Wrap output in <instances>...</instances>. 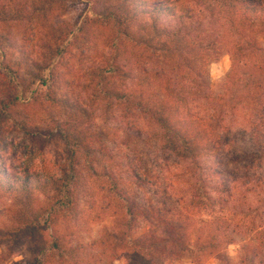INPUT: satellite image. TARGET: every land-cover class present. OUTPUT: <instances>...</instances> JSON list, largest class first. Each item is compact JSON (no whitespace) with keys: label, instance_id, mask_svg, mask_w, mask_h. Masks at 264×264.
<instances>
[{"label":"trees","instance_id":"16d2710c","mask_svg":"<svg viewBox=\"0 0 264 264\" xmlns=\"http://www.w3.org/2000/svg\"><path fill=\"white\" fill-rule=\"evenodd\" d=\"M100 2L0 0V22L37 18L45 23L49 14L69 7L78 12L75 29L59 30L56 42L89 25L105 29L110 51L94 69L95 86L104 100L146 116L158 128L161 145L192 163L188 197L179 210L164 212L141 202L121 177L105 170L101 177L116 216L84 242L80 196L87 194L84 171L87 178L97 174L94 139L68 122L57 121L45 130L21 114L27 99L56 103V75L45 64L26 80L22 66L31 60L21 50V57L12 59L7 50L14 46L0 33V132L10 129L62 147L54 172L9 169L0 162V194L14 197L21 207L11 218L0 219V244H31V264H173L175 258L194 254L189 231L194 217L205 215L206 233L195 242L192 264H201L205 256H214L218 264H264V227L255 226L253 218L246 221L253 211L264 214V175L255 171L254 157L234 147L243 127L256 131L264 125V0H113L110 8ZM59 49L49 48L50 62ZM222 52L230 68L222 92L214 96L208 65ZM116 82L121 86L115 87ZM41 193L45 200L30 204ZM99 208L102 221L108 211ZM215 212L219 218L212 217ZM232 217H238L236 224ZM241 221L246 222L241 226ZM139 223L142 232L134 235ZM236 232L243 241L231 258L226 249Z\"/></svg>","mask_w":264,"mask_h":264},{"label":"rangeland","instance_id":"374dc122","mask_svg":"<svg viewBox=\"0 0 264 264\" xmlns=\"http://www.w3.org/2000/svg\"><path fill=\"white\" fill-rule=\"evenodd\" d=\"M100 5L104 8L114 6L113 0H101ZM77 13L73 8L63 7L57 13L49 14L52 17L45 23L37 18L32 22L23 20L10 25L0 22V33L8 35L11 41L7 42L8 46H14V50H7L12 59H19L21 50L31 60L30 64L25 62L22 66L21 74L26 80L29 79V74L36 71L37 66L45 64L53 67L56 75L52 90L56 103L39 105L27 99L20 110L21 114L45 130L52 128L57 121L68 122L76 128L86 130L94 139V149L99 157V162L95 164L97 174L87 178L88 172L84 171L87 194L80 196L79 207L85 221L81 235L84 242H89L101 225L109 226L116 216L101 177L105 170L121 177V181L129 186L132 194L141 202H151L162 211L171 212L179 210L188 197L193 184V165L165 149L160 143L156 125L138 110L128 109L113 99L102 98L95 86L94 69L103 65L110 51L109 34L105 29L89 25L79 34L72 33L69 38L55 41L59 37V30L74 28ZM57 47L60 48V55L50 62L49 48L54 50ZM229 68L230 60L225 52L209 63L208 83L214 96L222 92ZM120 86V82L115 83V87ZM259 128L249 131L243 127L235 136L234 147L254 157L253 165L257 167L255 171L264 175V125ZM35 137L10 129L1 131L0 162L9 169L22 166L38 171H56L62 155L61 144ZM45 197V193L38 194L37 199L30 204L39 205ZM22 202L26 204L24 200ZM29 202L30 200L27 207ZM19 205L14 197L0 194V219L5 220L10 215L11 218L13 211L21 209ZM101 206L108 211V217H104L102 221L98 217ZM251 216L246 221L253 218L255 226L264 227L263 213L253 211ZM212 217L219 218L218 213L215 212ZM205 218V215L194 217V228L189 231L194 254L197 252L195 242L202 240L206 233L201 222ZM237 219L238 217L232 219L234 224ZM246 221H241V226ZM153 227V231L158 229L157 224ZM142 228L143 224L139 223L134 229V235L141 233ZM233 237L235 242L226 249L231 258L236 257L243 241L241 232L234 233ZM194 254L175 258L173 264H192ZM34 257L31 244L18 242L11 247L0 244V264H31ZM113 264L127 263L116 261ZM201 264H218V261L214 256H205L201 259Z\"/></svg>","mask_w":264,"mask_h":264}]
</instances>
